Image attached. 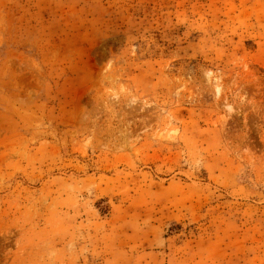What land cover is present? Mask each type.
Listing matches in <instances>:
<instances>
[{"label": "rangeland", "instance_id": "obj_1", "mask_svg": "<svg viewBox=\"0 0 264 264\" xmlns=\"http://www.w3.org/2000/svg\"><path fill=\"white\" fill-rule=\"evenodd\" d=\"M0 264H264V0H0Z\"/></svg>", "mask_w": 264, "mask_h": 264}]
</instances>
